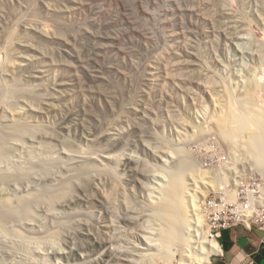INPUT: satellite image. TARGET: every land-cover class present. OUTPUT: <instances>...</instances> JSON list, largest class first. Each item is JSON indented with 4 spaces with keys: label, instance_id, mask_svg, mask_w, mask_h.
<instances>
[{
    "label": "rangeland",
    "instance_id": "374dc122",
    "mask_svg": "<svg viewBox=\"0 0 264 264\" xmlns=\"http://www.w3.org/2000/svg\"><path fill=\"white\" fill-rule=\"evenodd\" d=\"M0 86V264L151 254L173 182L204 231L264 200V0H0Z\"/></svg>",
    "mask_w": 264,
    "mask_h": 264
},
{
    "label": "bare ground",
    "instance_id": "6f19581e",
    "mask_svg": "<svg viewBox=\"0 0 264 264\" xmlns=\"http://www.w3.org/2000/svg\"><path fill=\"white\" fill-rule=\"evenodd\" d=\"M3 88H5V91L7 90L6 87H3ZM1 92L2 91L0 89V93ZM3 95H1V96L4 97ZM7 97H8V95H7ZM2 100L4 101L5 98L2 99ZM0 101H1V99H0ZM3 101H1V103ZM225 116H227V115H225ZM0 130H2V129H0ZM12 130H13V128H12ZM6 133L7 132H5V135H8ZM11 133H12V131H11ZM15 133H18V132H15ZM9 135H8V137H9ZM11 143H12V141H11ZM12 144L14 145V142ZM13 145H11V146H13ZM15 146H16V144H15ZM14 148H16V147H14ZM18 148H21V147L19 146ZM23 149H25V148L23 147ZM23 149H21V150L24 151ZM73 159H75V158H73ZM46 164L47 163H45V162L43 163V165H46ZM10 174L11 175H14V173H10ZM7 177H9V176H7ZM176 184H177L176 182H173V183L170 184L168 190L166 191V197H168V199L165 201V204H163L162 206H160V208L158 210H156V212L158 211L157 214L159 215V217L163 218V220L165 221V223L168 225V227H169L168 232L169 233L168 234L164 233L166 235H164V238H163V237H160L161 234L163 236V233L162 232L161 233L159 232L160 235L158 236V239H155V241H157V242L156 243H150V245H149V247H150L149 249L152 250L153 252H151V254L150 253H147V252L146 253L144 252L143 254L139 255L138 258L134 259L132 262L129 260L128 261L129 264H172L171 260L174 258L173 257L174 254L177 253L176 251L179 252L180 249H178V250H176L174 252H171L170 251V248L172 246H174V248H175V246H177L179 248V245L180 244L189 243L188 241L190 239L188 240L185 237H183V234H184V232H183L184 225L186 224L185 223L186 222V218H184L183 216L185 215L184 214L185 213L184 212V209L187 208V207H185L183 209V211H182L183 213L180 214V210H182V208H183L182 207V205H183L182 201L183 200L181 199V197H178L179 193L181 192V190H180L181 184L179 186L176 185ZM202 184H203V188L200 189L201 191L200 190L199 191H200V194L202 195V197H204L203 196V190H204V192H205L206 189H209L210 190L211 188L214 187V183H213V180L207 179L206 182H202ZM175 187H176V190H175ZM196 197L197 196L195 195L194 198H191L192 199V201H191L192 203H191L190 210L193 212L194 220H193V222H191L193 228L190 229V231H192V230L194 231L193 236H195V239H197L198 248H197V251L195 250L196 251V257L193 255L195 257L194 262L193 263L192 262L191 263H187L186 262V264H210V256L219 253L220 252V248H219V245H218L217 241L214 238L211 237L210 232H209V229H206V231H204L202 229L204 216H202L199 213V211H200L199 209L200 208H199V206H196V204H195V198ZM261 205H264V200H262V199H260V201L255 204V206H261ZM188 208H189V206H188ZM187 209L185 210L186 212H187ZM255 209H256V207H255ZM14 212H15V210H14L13 206L4 205V206L0 207V214H1V216H3V215L5 216L6 215L7 219H10L11 220L14 217ZM186 215H188V214H186ZM249 216L250 215L248 213L245 216V220ZM187 228H188V226H186V229ZM12 237H13V235H12ZM18 242H20V241H18ZM180 248H181V245H180ZM185 249H186V246H185ZM189 255H191V254H189Z\"/></svg>",
    "mask_w": 264,
    "mask_h": 264
},
{
    "label": "crops",
    "instance_id": "0c3cea01",
    "mask_svg": "<svg viewBox=\"0 0 264 264\" xmlns=\"http://www.w3.org/2000/svg\"><path fill=\"white\" fill-rule=\"evenodd\" d=\"M217 243L220 252L210 264H264V229L258 225L222 230Z\"/></svg>",
    "mask_w": 264,
    "mask_h": 264
},
{
    "label": "built area",
    "instance_id": "2783aa9c",
    "mask_svg": "<svg viewBox=\"0 0 264 264\" xmlns=\"http://www.w3.org/2000/svg\"><path fill=\"white\" fill-rule=\"evenodd\" d=\"M226 201L224 202L217 194L211 198H206L201 203L202 210L205 212L209 223L210 235L216 241L222 230L238 225L249 226L255 224L264 229V210L260 209V206L255 209V204L258 203L256 199L240 200L234 205L230 204L231 202L226 203ZM225 205H229L232 209H227ZM248 213L250 216L245 220ZM253 214H255V219L252 216Z\"/></svg>",
    "mask_w": 264,
    "mask_h": 264
}]
</instances>
